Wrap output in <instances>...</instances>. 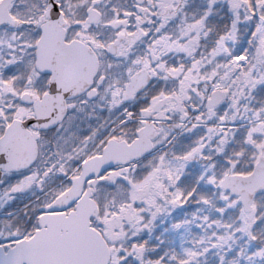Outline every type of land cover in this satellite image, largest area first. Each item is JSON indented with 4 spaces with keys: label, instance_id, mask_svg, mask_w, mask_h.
Here are the masks:
<instances>
[{
    "label": "snow or ice",
    "instance_id": "obj_1",
    "mask_svg": "<svg viewBox=\"0 0 264 264\" xmlns=\"http://www.w3.org/2000/svg\"><path fill=\"white\" fill-rule=\"evenodd\" d=\"M0 264H264V0H0Z\"/></svg>",
    "mask_w": 264,
    "mask_h": 264
}]
</instances>
